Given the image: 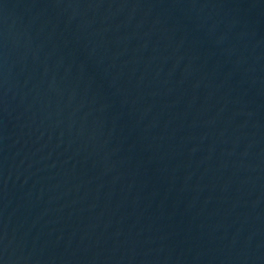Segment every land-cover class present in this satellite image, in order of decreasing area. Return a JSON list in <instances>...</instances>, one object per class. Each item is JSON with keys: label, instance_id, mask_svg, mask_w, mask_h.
<instances>
[{"label": "water", "instance_id": "95a60500", "mask_svg": "<svg viewBox=\"0 0 264 264\" xmlns=\"http://www.w3.org/2000/svg\"><path fill=\"white\" fill-rule=\"evenodd\" d=\"M0 264H264V0H0Z\"/></svg>", "mask_w": 264, "mask_h": 264}]
</instances>
